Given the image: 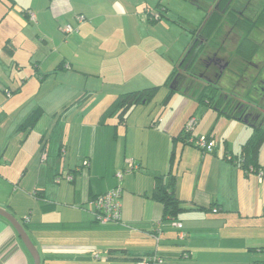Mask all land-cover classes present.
<instances>
[{
	"label": "crops",
	"instance_id": "1",
	"mask_svg": "<svg viewBox=\"0 0 264 264\" xmlns=\"http://www.w3.org/2000/svg\"><path fill=\"white\" fill-rule=\"evenodd\" d=\"M147 5L154 0H0V26L15 19L21 29L0 34V207L24 225L40 264H139L155 256L163 260L156 264H264V144L259 170L241 164L253 124L206 106L210 115L203 121L211 130L196 126L191 134L216 140L214 151L204 152L181 137L188 121L198 119L193 101L198 108L203 103L197 98L177 115L155 112L149 101L136 105L125 121L117 114L103 117L118 96L111 86L164 66L159 57L138 51L145 38L138 35L144 24L139 12ZM68 24L76 30L65 33ZM34 35L52 48L33 52ZM34 56L39 64L26 77L38 76L41 86L28 99H17L26 91V77L15 67L23 69ZM75 71L109 78L105 85L112 93L77 115L74 98L81 89L70 93L61 86L68 95L55 102L42 87L46 76ZM35 114L34 126L22 129ZM130 161L136 169L125 172ZM119 171L125 172L122 179ZM118 184L122 220L101 223L91 200ZM162 189L174 192L179 210L168 211ZM0 264H35L2 215Z\"/></svg>",
	"mask_w": 264,
	"mask_h": 264
},
{
	"label": "rangeland",
	"instance_id": "2",
	"mask_svg": "<svg viewBox=\"0 0 264 264\" xmlns=\"http://www.w3.org/2000/svg\"><path fill=\"white\" fill-rule=\"evenodd\" d=\"M243 1L249 2L250 0ZM260 1L261 0H253L252 5L254 3L258 6L260 5ZM210 2L211 1L209 0L204 1V4H206V6L208 7ZM139 13L141 14V18L143 19L144 24L139 25L138 35L141 38H145H143L142 43H139L138 51L147 54L151 53L156 57H159L163 61L164 66L160 69H156L155 65V69H152V67L149 68L150 70L147 75L140 74L135 77L133 76L129 79L128 82H124L117 88L111 86V90H116L115 96H117L119 93L142 88L143 86H157L158 88L151 99L152 102L148 106L153 107V110L155 112L161 110L164 116H168L170 109V115H173L175 113L177 115V113L181 111L182 106L184 107L185 103L188 100L192 101V99L195 98H189L188 94L186 96V94H184L183 92H177L171 96L167 106V103L165 101H167V96L170 89L165 82L173 71L174 66L178 64V62L184 57L190 44L193 42L195 30L205 17V9L192 2V0H154V5H147V7H145L143 11L140 10ZM153 13H157L156 17L159 18L154 19V16L151 15ZM17 27V21H15V19H12V26H0V34L15 35L16 33L21 31V29L18 30ZM27 29L30 30V32L33 34L36 33V29L31 25L28 26ZM261 35L262 34H260V36ZM73 37L74 36L72 35L69 38ZM30 42L31 43L29 44V46L32 47L33 52L35 53H38L41 50L46 51L47 49L52 48L51 46H47L43 41L35 38V35ZM233 44H235V42L232 43L231 50H233L234 48ZM163 56H165V62ZM38 60V57L34 56L30 60V62L26 64L25 67H23V69L21 70H19L14 65L15 70L16 72H19L21 74V78H23L24 76L26 77V74L29 75L31 70H34L33 68H35L36 65L39 64ZM158 71L159 74L157 75L156 73H158ZM44 78H46L44 83H42V87H45L44 90L46 91L44 95H48L49 99L55 102H60L64 98V96L68 95L66 91L58 90L61 88V86H69L70 89L73 90L70 93L81 89V91H79L74 98L75 104L73 106H80L79 108H76V115L79 112L83 111L91 112L93 110V106L97 105L99 99H104L107 95L111 96L112 94L109 90L110 87L105 85V83L108 84L107 82L110 79L105 78L103 75H96L80 71L76 72L75 74L66 75L64 73H60L59 75H50ZM25 80L26 81L24 82V86L26 91L23 93V96H18L19 98L17 99H28L31 95L29 94V91L35 93V90H37L39 86H41V79L38 76H27ZM146 80L151 83H147L148 81ZM92 85L96 86L93 87ZM103 85H105V88H103ZM7 95L10 94L7 93ZM193 103H195V108L197 109L198 113L197 121L199 120V123L197 122L198 125L196 124L197 130L204 131L209 129L210 131L212 128L210 123H207V120L203 121V119H207L208 115H210L205 113V111L207 110L206 105L202 104V106L198 108V104L194 101ZM87 107L89 109H86ZM65 110L66 109L60 110L59 114H61ZM209 110L210 109H208V111ZM200 134H203V136H205L204 134L206 133L201 132ZM33 135L34 132L31 133V135L26 139V145H29L31 143ZM251 135H253V133ZM221 145L225 147V141L222 139ZM21 155L22 153L17 154L15 163L18 160H21ZM1 162H3V159Z\"/></svg>",
	"mask_w": 264,
	"mask_h": 264
},
{
	"label": "trees",
	"instance_id": "3",
	"mask_svg": "<svg viewBox=\"0 0 264 264\" xmlns=\"http://www.w3.org/2000/svg\"><path fill=\"white\" fill-rule=\"evenodd\" d=\"M204 1L208 0H192L201 8L203 7L206 14L197 26L193 42L186 54L165 82L170 89L167 99H170L173 92L182 90L189 96L197 98L207 107H213L230 117L241 118L253 124L255 126L253 135L242 145L241 164L243 168L255 166L259 170V151L264 144V125L262 124L264 118L261 117L257 121L246 118V107H243L241 113L236 111L225 95H222V92L227 90L223 87V83L219 84L217 77H214V82L207 80L206 83L205 79L200 77L201 71L198 67L203 57L212 54L216 57H225L234 52L233 57L242 63L253 58L258 45L254 43L252 35L255 32L264 35V0H261L258 6L253 3L249 8L245 6L248 1L243 0H209L211 2L208 7ZM151 15L154 19L159 18L156 17L157 13ZM234 42V48L231 50ZM157 88L152 85L118 94L106 109L103 117L117 114L121 121H125L126 116L136 105L151 101ZM37 119V115H33L21 124V128L30 130ZM191 134L184 128L181 137L186 142H190ZM207 137L213 138L210 134ZM38 192L39 190H36V194ZM158 194L162 196L168 211L173 213L181 208L180 200L176 198L174 192L162 189L158 191Z\"/></svg>",
	"mask_w": 264,
	"mask_h": 264
},
{
	"label": "flooded vegetation",
	"instance_id": "4",
	"mask_svg": "<svg viewBox=\"0 0 264 264\" xmlns=\"http://www.w3.org/2000/svg\"><path fill=\"white\" fill-rule=\"evenodd\" d=\"M252 1L247 2L245 6L249 8ZM252 36L258 48L248 62L242 63L233 57L234 52L225 57L212 54L201 59L198 70L206 83L207 80L214 82V77L219 79V84L223 83L227 90L222 92V95H225L236 111L241 113L243 107H246L245 117L258 120L264 118V35L260 36V33L255 32ZM214 59H222L226 62V67L222 69L221 61L216 62Z\"/></svg>",
	"mask_w": 264,
	"mask_h": 264
},
{
	"label": "built area",
	"instance_id": "5",
	"mask_svg": "<svg viewBox=\"0 0 264 264\" xmlns=\"http://www.w3.org/2000/svg\"><path fill=\"white\" fill-rule=\"evenodd\" d=\"M75 30H76L75 27H73L71 24H68L63 27V31L65 33H72ZM8 94H10V92H8ZM196 124H197V119L193 117L186 124L185 127L186 131L192 133ZM189 141L190 143L202 149L204 152H212L217 147L216 140L214 138H208L207 136L196 137L190 135ZM135 169H136L135 163L133 161H130L125 168V172H130ZM125 172L119 171L117 173L119 179L123 178ZM259 173L260 175L264 174L263 171H260ZM69 178L71 179V177ZM122 194H123V187L121 184H118L112 189H109L108 191L101 193L96 197H93L91 202L95 207V210L97 212L96 213L97 220L99 222L109 223V222H120L122 220V210H123V204L121 200ZM214 211H217V209H214ZM174 223L179 228H182L183 226V224L180 221H175ZM184 236H185V232L181 231V237L184 238ZM162 261L163 260L161 258L155 256V257L143 259L139 262V264H156V263H161Z\"/></svg>",
	"mask_w": 264,
	"mask_h": 264
},
{
	"label": "water",
	"instance_id": "6",
	"mask_svg": "<svg viewBox=\"0 0 264 264\" xmlns=\"http://www.w3.org/2000/svg\"><path fill=\"white\" fill-rule=\"evenodd\" d=\"M216 62L221 61V68L224 69L226 67V62L223 61L222 59H214ZM0 215H2L3 217H5L6 219H8L10 221V223L13 225V227L16 229V231L18 232L20 238L22 239V241L24 242V244L26 245V247L28 248V250L30 251V253L32 254L35 264H40L41 263V259H40V254L37 251L33 241L31 240L26 228L24 227V225L9 211H7L5 208L0 207Z\"/></svg>",
	"mask_w": 264,
	"mask_h": 264
}]
</instances>
